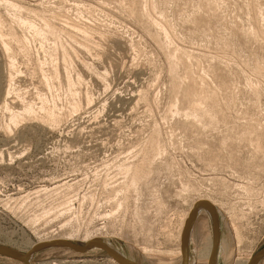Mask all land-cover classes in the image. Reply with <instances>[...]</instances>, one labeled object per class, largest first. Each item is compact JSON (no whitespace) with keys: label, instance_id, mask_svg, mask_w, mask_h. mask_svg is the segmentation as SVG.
Returning <instances> with one entry per match:
<instances>
[{"label":"rangeland","instance_id":"374dc122","mask_svg":"<svg viewBox=\"0 0 264 264\" xmlns=\"http://www.w3.org/2000/svg\"><path fill=\"white\" fill-rule=\"evenodd\" d=\"M153 146L132 186L126 167ZM201 199L220 205L217 264L264 248V0H0L1 245L101 236L137 263L182 264ZM211 235L201 211L193 263ZM54 263L115 264L98 249L32 260Z\"/></svg>","mask_w":264,"mask_h":264},{"label":"water","instance_id":"95a60500","mask_svg":"<svg viewBox=\"0 0 264 264\" xmlns=\"http://www.w3.org/2000/svg\"><path fill=\"white\" fill-rule=\"evenodd\" d=\"M201 211H205L209 215L212 224L213 245L210 252L208 264L218 263L219 249L221 245V221L219 211L211 203L207 201H200L195 205V207L191 211L182 232V264H190L191 233L195 221ZM52 248L69 249L80 255H84L94 249H98L104 252L108 256V258L114 260L116 264H141L129 260L128 258L123 256L119 251H117L111 244L102 239H94L84 244H77L70 241H54L42 243L37 246H34L32 250L27 253H21L9 246L0 244V257L19 262L21 264H32V260L34 259L36 254ZM263 260L264 248L252 257L249 264H260Z\"/></svg>","mask_w":264,"mask_h":264},{"label":"bare ground","instance_id":"6f19581e","mask_svg":"<svg viewBox=\"0 0 264 264\" xmlns=\"http://www.w3.org/2000/svg\"><path fill=\"white\" fill-rule=\"evenodd\" d=\"M10 4V3H9ZM8 5V4H7ZM11 6H13L12 4H11ZM20 22H21V24L23 25V26H25V27H27L28 29H31V30H34V31H36L37 32V34L39 35H46L45 34V32L44 31H49L48 33H51V34H53V31H54V29L52 28V26L48 23V22H46L45 23V27H46V29H38L32 22H30V21H27V20H21L20 19ZM54 27V26H53ZM55 32H56V30H55ZM54 32V33H55ZM57 33V32H56ZM55 33V35H57ZM14 34V33H13ZM15 35V34H14ZM54 35V34H53ZM57 36H59V35H57ZM54 37H56V36H54ZM58 38V37H57ZM56 38V39H57ZM55 68V67H54ZM69 71V70H68ZM57 75H58V73H57ZM58 77V76H57ZM68 82H69V85L71 86V87H73V82H72V80H71V78H70V76L68 75ZM45 104V103H44ZM6 105V104H5ZM45 105H43L42 106V108H40V109H42L43 111L44 110H47V108H46V106L44 107ZM53 108V107H52ZM35 108L33 107V105H30V104H28V105H25V107H24V112L26 113V114H32L35 110H34ZM53 111V110H52ZM46 113H48V115L49 116H53V112H51L49 109H48V111L46 112ZM22 116V114H20V113H14L13 112V114H12V121L13 122H17L18 120H19V118ZM54 121V120H53ZM158 143L156 142V145H157ZM154 147V146H153ZM155 149V150H154ZM154 149H153V152L152 153H149L148 155H146V159H145V157H144V160L141 162V163H138V164H133V165H129V166H127L126 167V171H127V178H131V180H132V182H131V185L132 186H134L136 183H137V180H138V178L140 177V175H141V171H142V166H143V164H146L147 162H150L151 160H153L154 159V157H156L155 155L156 154H154L157 150H158V147L157 146H155L154 147ZM200 201H207V202H209V203H211L213 206H215L216 208H217V210L218 211H220V208H219V206H218V204L217 203H215V201H213V200H211V199H201ZM200 201H197V202H195V204L194 205H192L193 207H192V209L190 210V212L188 213V214H186V217H185V219L182 221V223H181V230H180V238L182 237V232H183V229H184V226H185V224H186V221H187V219H188V217H189V215H190V213H191V211L193 210V208L195 207V205L198 203V202H200ZM120 206H121V204H120ZM226 208V207H225ZM222 209V208H221ZM85 239V241L84 240H82L83 241V244L84 243H87V242H89V241H91V240H94V239H102V240H104V237H101V236H87V238L85 237L84 238ZM54 241H70V242H73V239H72V235H70V236H61V237H52L51 239H47V240H45V239H43L42 241H40L39 243H37L35 246H37V245H39V244H42V243H48V242H54ZM105 241V240H104ZM107 242V241H106ZM109 243V242H108ZM205 243V242H204ZM110 244V243H109ZM212 245H213V235H211V237H210V239H208V241H206V244L205 245H202V246H200V248L198 249V252H197V256H198V259H197V261L195 262V263H193L192 262V260H191V257H190V264H208L209 263V256H210V252H211V249H212ZM32 250V249H31ZM145 251H146V249H144ZM19 251V250H18ZM20 252V251H19ZM27 253V252H26ZM170 253V252H169ZM247 253V252H246ZM179 256H182V252H181V249H180V251H179ZM252 257H253V254H247V255H243V254H241V255H239V257H237L236 258V260H235V262H233V264H249V262L251 261V259H252ZM109 260L111 261V262H113V263H115L116 264V262L114 261V260H112L111 258H109ZM55 264V263H54Z\"/></svg>","mask_w":264,"mask_h":264}]
</instances>
